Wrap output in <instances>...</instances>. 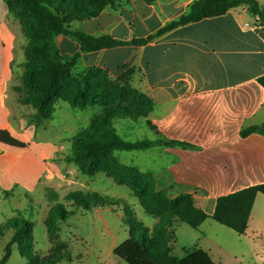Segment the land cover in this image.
I'll use <instances>...</instances> for the list:
<instances>
[{
  "label": "crops",
  "instance_id": "1",
  "mask_svg": "<svg viewBox=\"0 0 264 264\" xmlns=\"http://www.w3.org/2000/svg\"><path fill=\"white\" fill-rule=\"evenodd\" d=\"M192 1L156 0L149 4L144 0H121L97 17L77 21L81 27L75 29L95 36L110 34L120 40L143 38L187 12ZM258 1L264 4V0ZM87 23H92L89 28ZM26 42L20 22L10 13L6 1L0 0V130H8L27 144L22 153H14L8 149L17 147L0 142V183L23 154L29 155L25 168L30 169L32 160L35 164L40 160L44 167V160L59 151L58 141L39 133L47 120L36 125L32 121L34 110L19 100L16 86L23 72ZM55 43L61 54L80 53L82 68L99 66L112 77L136 68L133 79L142 80L139 88L154 101V109L146 118L156 136L149 139L163 137L190 144H158L140 150L156 151L153 156L149 154L148 160H166L165 167L152 171L144 165V172L155 176L158 189L168 190L171 197L191 194L196 206L212 214L219 196L264 182V135L242 134L244 128L264 123V88L257 80L264 74V21L245 5L179 26L144 45L81 52L80 44L63 34L56 37ZM16 78L19 82L15 84ZM62 103L57 104V110L64 109ZM133 160L127 156L122 161L135 165ZM16 182L9 180L6 188ZM262 195L257 194L246 232L238 233L237 238L253 249L259 264H264ZM94 209L99 212L103 208ZM146 215L151 217L148 223L139 219L152 231L158 219ZM181 225L175 227V238ZM175 238L170 243L171 254ZM115 247L110 264H127L114 254ZM196 249L205 250L216 264H224L209 246L195 245L177 257Z\"/></svg>",
  "mask_w": 264,
  "mask_h": 264
},
{
  "label": "trees",
  "instance_id": "2",
  "mask_svg": "<svg viewBox=\"0 0 264 264\" xmlns=\"http://www.w3.org/2000/svg\"><path fill=\"white\" fill-rule=\"evenodd\" d=\"M10 13L21 24L27 42L24 46L23 72L16 86L19 100L34 110L32 121L40 125L53 118L57 104L66 102L73 108L99 107L87 128L71 137V150L66 155L68 163H74L89 176L103 172L120 185H126L137 198L146 213L158 219L153 230L136 219L122 197H112L99 191H71L65 201L84 210L107 208L115 211L123 207L130 228L129 237L114 249V254L127 264H216L203 249H196L179 258L171 254L170 233L179 223L194 229L211 218L239 234L246 232L251 211L258 193L264 195V182L221 195L216 200L214 212L208 214L196 206L191 194L171 197L166 189H158L152 173L144 172L133 164L123 162L117 150H143L158 144L190 146L189 143L159 137L128 140L120 135L114 125L116 118H146L154 109L153 98L132 84L136 68H129L117 77L99 66L82 68L80 53L61 54L56 47L58 35H66L80 44L81 52H89L119 45H144L179 26L206 17L224 14L234 7L245 5L249 11L264 21V4L258 0H194L187 12L172 19L155 33L143 38L120 40L110 34L95 36L71 28L75 21L94 18L107 6H115L121 0H5ZM151 4L156 0H144ZM264 88V74L258 77ZM148 125L154 128L151 122ZM264 135V123L243 129L242 134ZM0 142L25 148L27 144L8 130H0ZM7 194L6 191H4ZM57 199V194L52 195ZM75 211L67 210L63 203L50 207L44 220L50 242L53 245L59 220L66 221ZM7 226L15 231L6 245L0 264L9 259L14 244L30 264H58L68 261V251L60 244L51 247L41 256L34 250V223L28 219L12 218ZM175 238V234H174Z\"/></svg>",
  "mask_w": 264,
  "mask_h": 264
},
{
  "label": "rangeland",
  "instance_id": "3",
  "mask_svg": "<svg viewBox=\"0 0 264 264\" xmlns=\"http://www.w3.org/2000/svg\"><path fill=\"white\" fill-rule=\"evenodd\" d=\"M77 23V21L73 22L71 28L81 27ZM90 24L92 23H87L86 27L89 28ZM139 76L140 73H137L136 77L139 78ZM141 81L132 79V84L139 87ZM18 82L16 78L15 84ZM62 105L64 109H58L53 120L45 121L39 132L58 141L59 151L53 158L44 160V167L40 160H37L36 164L32 160L30 169L25 168L29 162V155L23 154L22 160L15 169L9 171L0 183V261L15 231L7 226V221L12 218H24L34 223V250L40 252L42 257L50 252L52 246L60 244L62 250L68 251L70 259L58 264H110L113 254L112 247L121 244L129 237L130 228L126 221L124 208L117 207L115 211L103 208L99 212L94 208L91 211L84 210L72 202L65 201L66 194L71 191H99L112 197H122L127 201L136 219L143 221V218L147 221L145 223H148V218H151L146 215L129 187L117 184L103 172L94 176L85 175L77 165L66 161V155L71 150V137L88 127L91 117L99 111V107L91 106L83 110L73 108L66 102ZM114 125L120 135L128 140L156 136L155 131L148 126L147 118H116ZM34 147L38 149V146ZM8 150L14 153L23 152V149L18 147ZM149 154L153 156L156 151H116V155L123 161L127 156L134 157L135 166L142 171L165 167L164 158L156 161L148 160ZM155 157L158 159V155ZM20 166H22L21 169ZM12 179L17 180V184L14 183L10 189H7L9 180ZM1 184L7 190H4ZM54 194L58 196L56 200L51 199ZM57 202L63 203L67 210H73L75 213L66 221L59 220L52 245L44 220L50 207ZM176 235L173 242V254L176 256H183L186 250L192 249L195 245L209 246L215 253L214 257L216 259L221 257L224 264H249L253 261L259 264L256 254L252 253L253 249L239 243L237 232L213 219L205 221L199 230L182 223L176 229ZM204 235H207V238ZM169 239L170 243L174 240L173 232L170 233ZM5 264L30 263L20 254L19 245L14 244Z\"/></svg>",
  "mask_w": 264,
  "mask_h": 264
}]
</instances>
